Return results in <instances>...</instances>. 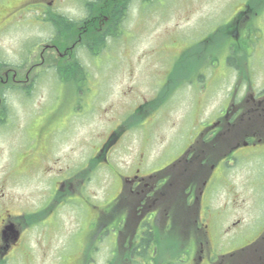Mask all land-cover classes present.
<instances>
[{
  "label": "flooded vegetation",
  "instance_id": "af4514ba",
  "mask_svg": "<svg viewBox=\"0 0 264 264\" xmlns=\"http://www.w3.org/2000/svg\"><path fill=\"white\" fill-rule=\"evenodd\" d=\"M131 1L83 5L78 19L46 8L42 0L29 1L34 8L28 11L46 15L40 18L46 26L39 30L49 35L36 46L39 61L23 73L25 66L5 62L3 54L7 28L17 26V0L11 5L0 0V126L8 117V96L38 84L30 80L32 73L40 79L51 71L56 83L86 88L89 73L78 56L84 52L98 58L96 42L114 37ZM258 3L225 12L227 19L202 35L206 49L183 53L158 95L142 104L144 113L150 103L159 110L170 90L191 85V134L180 136L187 144L169 162L141 175L137 169L129 177L121 174L116 193L94 202L88 212L81 165L71 177L53 174L37 195L17 198L0 192V264H175L182 252L191 254L192 264H264V213L253 216L254 240L212 257L222 236L252 218L240 213L247 200L264 201V43L256 35L257 23L264 27V4ZM186 56L190 71L182 77L177 69ZM229 76L226 96L217 110L206 112L215 87ZM118 130L124 133L126 127L119 125L111 135ZM6 186V180L0 181V190ZM69 212L72 229L65 227Z\"/></svg>",
  "mask_w": 264,
  "mask_h": 264
},
{
  "label": "rangeland",
  "instance_id": "374dc122",
  "mask_svg": "<svg viewBox=\"0 0 264 264\" xmlns=\"http://www.w3.org/2000/svg\"><path fill=\"white\" fill-rule=\"evenodd\" d=\"M8 1H11L9 5L14 4V0ZM29 1L17 0V26L8 27L4 38L5 62L12 65L17 60V65L25 66L23 73L39 61L36 46L49 35L39 30L46 26L40 21L46 15L41 10L28 11L34 8ZM85 1L95 0H42L46 8L69 19L82 17L81 7ZM258 1L248 3L259 5ZM245 2L152 0L143 3L132 0L123 23V34L106 41L96 59L84 52L78 56L89 73V82L84 83L86 88L77 91L70 84L56 83L51 71L40 79L34 78L32 73L30 80H38V84L33 88L24 87L26 91L30 89V96L24 98L27 92L22 91L7 99L8 117L0 126V181L6 180L7 186L0 192L17 195V198L34 196L45 191L44 183L53 174L60 172L63 178L70 173L71 177L79 165L86 166L125 117L158 95L159 85L175 66L178 67L181 55L195 48L206 49V43L201 42L202 35L209 33L218 21L226 20V13L230 14ZM257 29L256 35L260 34L262 39H258L264 43L261 22L257 23ZM262 65L264 67V62ZM162 66V72L157 75ZM189 71L190 59L186 56L177 73L186 77L183 75ZM187 78L190 79V75ZM231 86L229 76L222 86L215 87L206 112L217 110ZM180 88L170 90L165 106L155 113L150 111L141 125L125 130L110 147L107 163L91 169L84 190L86 212L105 195L116 193L121 174L129 177L136 169L140 175L156 170L185 147L187 139L180 136L191 134L193 91L189 84H182ZM205 117L202 115V121L197 124L201 126ZM152 163L156 164L152 167ZM31 165L35 167L30 168ZM73 192L76 193L75 188ZM240 213L246 219L252 218L245 221L242 228L220 238L213 258L242 248L255 239L258 234L255 220L264 213V201L248 199ZM65 227H75L71 212L65 219ZM167 250L161 249V252ZM166 254L168 258V252ZM177 259L175 264H192L191 254L182 252Z\"/></svg>",
  "mask_w": 264,
  "mask_h": 264
},
{
  "label": "trees",
  "instance_id": "16d2710c",
  "mask_svg": "<svg viewBox=\"0 0 264 264\" xmlns=\"http://www.w3.org/2000/svg\"><path fill=\"white\" fill-rule=\"evenodd\" d=\"M101 1H104V0H99V2H101ZM143 1L146 2L148 0H143ZM260 1H262L263 4H264V0H260ZM94 4H96V3L95 2L94 3H91V5H94ZM116 29H118V25L116 26ZM110 32H111V30H110ZM96 44H99V46L101 48H104L105 47L103 40L100 41V42H96ZM27 94H29L28 91H27ZM148 106H149V109H148ZM148 106L146 108V110H147L146 113H144V109H145V106L144 105H141L137 110H135V112L131 115V117L128 120V122L131 121V123L128 124L127 126L130 125L131 127H133V126L140 125L141 122L146 117V115L149 114L150 111H153V110H155L158 107V104L157 103H155V104L150 103ZM120 134H121V130L120 131L118 130L112 136H110L109 137V142L104 145V147L102 148V151L100 152V154L98 155V157L96 159H91V161L89 162L90 164L88 165L89 167L85 171L86 177H88L90 175L91 169H93L95 167V165L104 158V152H105L106 147L109 145V143H111L114 140H116L120 136Z\"/></svg>",
  "mask_w": 264,
  "mask_h": 264
}]
</instances>
